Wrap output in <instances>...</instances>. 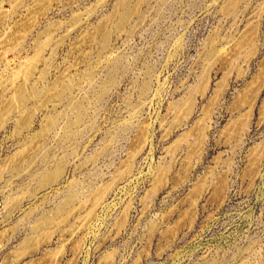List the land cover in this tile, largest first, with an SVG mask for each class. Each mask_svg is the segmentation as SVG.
<instances>
[{"label": "rangeland", "instance_id": "obj_1", "mask_svg": "<svg viewBox=\"0 0 264 264\" xmlns=\"http://www.w3.org/2000/svg\"><path fill=\"white\" fill-rule=\"evenodd\" d=\"M0 264H264V0H0Z\"/></svg>", "mask_w": 264, "mask_h": 264}, {"label": "bare ground", "instance_id": "obj_2", "mask_svg": "<svg viewBox=\"0 0 264 264\" xmlns=\"http://www.w3.org/2000/svg\"><path fill=\"white\" fill-rule=\"evenodd\" d=\"M20 98H22V96L20 95ZM204 113H206V112H204Z\"/></svg>", "mask_w": 264, "mask_h": 264}]
</instances>
